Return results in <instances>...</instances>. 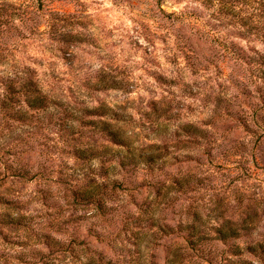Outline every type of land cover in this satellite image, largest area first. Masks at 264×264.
Returning <instances> with one entry per match:
<instances>
[{
  "label": "rangeland",
  "instance_id": "rangeland-1",
  "mask_svg": "<svg viewBox=\"0 0 264 264\" xmlns=\"http://www.w3.org/2000/svg\"><path fill=\"white\" fill-rule=\"evenodd\" d=\"M0 47V99L23 71L51 102L0 112V264H231L158 229L195 213L264 264V2L0 0Z\"/></svg>",
  "mask_w": 264,
  "mask_h": 264
},
{
  "label": "trees",
  "instance_id": "trees-1",
  "mask_svg": "<svg viewBox=\"0 0 264 264\" xmlns=\"http://www.w3.org/2000/svg\"><path fill=\"white\" fill-rule=\"evenodd\" d=\"M264 2V0H261ZM17 13L28 15L29 13H36L35 7L30 2L23 1L17 4ZM5 49L0 47V59H4ZM51 102L38 84L27 77L23 71H17L10 75L6 81L5 95L0 99V112L4 113L8 121L16 123L27 124L34 118V114L46 111L50 108ZM264 121V120H263ZM103 126V131L109 136L111 141L116 144H121V134L116 131L112 124L108 122H100ZM186 130H194L197 133H204L203 131L194 129L191 125L185 127ZM81 153L82 150H81ZM19 171H25L19 169ZM19 173V172H17ZM118 180L114 182V187H119ZM91 201H97L101 196L100 190L96 189L94 192H87ZM195 222L180 223L173 227L171 225L159 226V231H163L166 235L183 237L186 246L194 251L197 257L202 259H212V254L217 248H213V241L217 244L227 247L226 252L231 253L233 257L229 258L231 264H253L250 260L244 258V250L236 242L242 238L243 233L247 231L244 225L232 223L230 220L222 222L217 226L205 228L197 222L198 214H191ZM247 224V223H246ZM251 255L255 251H262V260H264V246L258 245L250 246L246 249ZM236 257V258H235ZM211 260H208L210 262Z\"/></svg>",
  "mask_w": 264,
  "mask_h": 264
}]
</instances>
